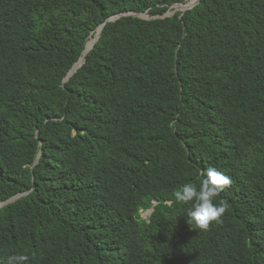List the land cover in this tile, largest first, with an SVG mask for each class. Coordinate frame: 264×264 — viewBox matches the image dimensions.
Returning a JSON list of instances; mask_svg holds the SVG:
<instances>
[{
	"label": "trees",
	"instance_id": "obj_1",
	"mask_svg": "<svg viewBox=\"0 0 264 264\" xmlns=\"http://www.w3.org/2000/svg\"><path fill=\"white\" fill-rule=\"evenodd\" d=\"M191 1L0 0V264H264V0Z\"/></svg>",
	"mask_w": 264,
	"mask_h": 264
},
{
	"label": "clouds",
	"instance_id": "obj_2",
	"mask_svg": "<svg viewBox=\"0 0 264 264\" xmlns=\"http://www.w3.org/2000/svg\"><path fill=\"white\" fill-rule=\"evenodd\" d=\"M200 175L203 179L199 185L185 183L179 191L175 192V199L184 204H191V207L186 210L188 224L192 228L206 231L211 223L220 222V217L226 211V205L222 201L217 204L214 200L232 184V180L211 166L206 170L201 169ZM149 210L146 211L148 217L151 214ZM28 261V255L13 253L7 257L6 264H28Z\"/></svg>",
	"mask_w": 264,
	"mask_h": 264
},
{
	"label": "water",
	"instance_id": "obj_3",
	"mask_svg": "<svg viewBox=\"0 0 264 264\" xmlns=\"http://www.w3.org/2000/svg\"><path fill=\"white\" fill-rule=\"evenodd\" d=\"M198 2H199V0L197 1V3H195L194 5H192L191 7L186 8V9H183V8H182V9H183L182 12H185L186 10H189V9L193 8L194 6H196V5L198 4ZM180 4H184V3L174 4V5L171 6V8H175L176 5H180ZM171 8H170V10H171ZM170 10H169V11H170ZM169 11H168V12H169ZM168 12H167L166 14H164L161 18H164V17H170V16H172V15L174 14V13H168ZM125 16H133V17H137V18H140V19H143V20H151V19H156V18H158V17H153V16H151V15H149V14H147V13L128 12V13H121V14H117V15H115V16H112V17L108 18L106 22H112V21H115L116 19H118V18H120V17H125ZM105 24H106V23H103V24H101V25L97 28L96 32L99 33V35H98V37H97L95 43L98 41V39H99V37H100V34H101V31H102V28L104 27ZM99 30H100V32H99ZM97 33L95 34V37L97 36ZM95 43H94V44H95ZM86 47H87V45H86ZM93 47H94V45L91 47V49H93ZM91 49H90V50H91ZM90 50H89V51H90ZM89 51H87V50L85 49V51H84V53H83V57H82V58H81V59H80L75 65H74L73 69L69 72L68 76L64 79V82H66V81L69 79V77L72 76V75L75 73V71H76V70H77V69H78V68L84 63V61L86 60V55H87V53H88ZM37 161H38V159L36 160L35 164L37 163ZM19 196H21V194H18V195H16V196H14V197L8 199V200L5 201V202H1V203H0V208L3 207V206H5V205H7V204H9V203H11V202H13V201H15L17 198H19ZM152 210H153V209H150V210H149V213H151Z\"/></svg>",
	"mask_w": 264,
	"mask_h": 264
},
{
	"label": "bare ground",
	"instance_id": "obj_4",
	"mask_svg": "<svg viewBox=\"0 0 264 264\" xmlns=\"http://www.w3.org/2000/svg\"><path fill=\"white\" fill-rule=\"evenodd\" d=\"M197 0H192L190 3L186 4V5H176V6H183L184 9L188 8V7H191L192 5H194L196 3ZM100 32V31H99ZM99 33H97V36L94 37L93 41H90L88 44H87V51H89L91 49V47L94 45L97 37H98Z\"/></svg>",
	"mask_w": 264,
	"mask_h": 264
},
{
	"label": "rangeland",
	"instance_id": "obj_5",
	"mask_svg": "<svg viewBox=\"0 0 264 264\" xmlns=\"http://www.w3.org/2000/svg\"><path fill=\"white\" fill-rule=\"evenodd\" d=\"M182 8L184 9L183 6H175V8H171V10L168 13H176V12L183 11ZM90 41H93V40L91 39ZM141 217L144 218V219H146L148 217V212H142L141 213Z\"/></svg>",
	"mask_w": 264,
	"mask_h": 264
}]
</instances>
